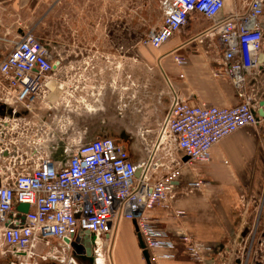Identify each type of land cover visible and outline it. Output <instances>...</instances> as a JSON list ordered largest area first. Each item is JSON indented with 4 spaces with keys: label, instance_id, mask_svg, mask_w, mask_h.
<instances>
[{
    "label": "built area",
    "instance_id": "1",
    "mask_svg": "<svg viewBox=\"0 0 264 264\" xmlns=\"http://www.w3.org/2000/svg\"><path fill=\"white\" fill-rule=\"evenodd\" d=\"M155 1L164 5L163 20L143 44L160 48L185 27L191 14L200 15L208 22L203 36L216 40L221 56L220 70L214 77L231 81L240 104L191 106L169 85L168 111L154 137L142 139L146 157L137 164L127 150L108 137L60 143L61 159L57 144L48 148V155H40L36 149L22 151L23 144L28 147L26 142L40 144L52 136V126H30L24 120H5L0 115V258H12L10 264H28L39 247L53 251L54 242L67 250L77 238L81 244L86 233L92 248H110L123 219L136 221L151 263L157 258L172 259L176 243L147 213L166 207L172 199L181 166L209 163L214 146L257 124L253 113L256 105L246 96L245 85L249 75L260 84V73L264 72V0ZM1 43L5 48L0 58V105H21L29 111L41 97L47 100L51 92L47 83L62 61L53 60L45 43L30 30L11 40L0 37ZM174 61L178 66L187 63L178 57ZM78 78L84 81L82 76ZM172 143L186 162L172 154ZM152 166L162 171L155 180L150 177ZM202 184L189 183L186 189L201 188ZM19 204L29 206L22 214L23 222L16 209ZM179 240L196 257L199 248L192 239L183 234ZM160 250L166 252L158 253Z\"/></svg>",
    "mask_w": 264,
    "mask_h": 264
},
{
    "label": "crops",
    "instance_id": "2",
    "mask_svg": "<svg viewBox=\"0 0 264 264\" xmlns=\"http://www.w3.org/2000/svg\"><path fill=\"white\" fill-rule=\"evenodd\" d=\"M153 1L160 26L164 5ZM118 12L119 6L111 0H0V33L1 38L11 40L26 30L37 35L44 28L45 39L35 37L45 43L53 60L62 61L47 83L52 82V93L47 96L50 103L59 97L55 83L75 72L84 79L80 83L85 95L97 87L102 94L113 92L114 99L125 97L128 119L121 125L126 138L140 140L135 153L127 150L137 164L146 157L142 139L154 137L168 111L169 85L191 106L234 107L241 99L228 78L214 77L220 70L221 56L216 40L203 36L208 22L200 15L191 14L185 27L154 49L143 44L148 33L134 35L127 11L120 17ZM3 48L1 43L0 58ZM176 57L184 59L186 65L178 66ZM20 108L1 104V118L21 119ZM87 130L84 134L101 136V130ZM170 150L184 162L186 158L173 143ZM161 172L152 166L151 179ZM196 181H202L201 188L186 189ZM174 191L166 207L147 213L176 243L174 257L157 258L151 264H264V119L214 146L209 163L181 166ZM118 228L119 244L114 250ZM183 234L198 246L196 257L180 242ZM114 242L109 264H146L132 222L120 221Z\"/></svg>",
    "mask_w": 264,
    "mask_h": 264
},
{
    "label": "rangeland",
    "instance_id": "3",
    "mask_svg": "<svg viewBox=\"0 0 264 264\" xmlns=\"http://www.w3.org/2000/svg\"><path fill=\"white\" fill-rule=\"evenodd\" d=\"M111 2L119 6V17L121 15L124 16L126 11L128 13V18L131 16L134 23L135 36H146L147 33H150L151 29H154V27L158 26L160 23V16L158 15V10L153 0H111ZM120 20L121 19L118 18V21ZM19 21H21V19H19ZM27 23L30 22L27 21ZM43 26L44 22L41 27ZM38 32L39 34H35V36L44 40V28L39 29ZM6 50H10L8 46L6 47ZM67 62L69 63L70 61ZM255 78L256 77H253L252 75H249L246 78L247 83L245 85V93L246 96L259 100L261 99V96H264V72L260 73V84H258L259 79L255 80ZM59 80L60 83H55L57 86L55 87V93L58 91L60 94L53 103H50L48 99L45 100L41 97L29 107V111L21 106L20 111L18 112V118L24 119L25 122L23 123L29 122L30 126L35 124L34 126L45 125L46 127L52 126L53 128L52 136L44 138L40 144H37L36 140L28 141L26 142L28 143V147L26 144H23L22 151L28 149L33 151L36 149L40 151V155H48V148L55 147L56 144H59L60 147V143L62 144L64 142H68L67 144H69L73 141L74 144H79L96 139L97 137L93 135L89 136L84 134L87 129L107 128L110 131H117L121 124L127 122L128 118L125 113L128 100H126L125 97H123V100L119 98L114 99L115 94L113 92L109 91L112 93L110 94L106 91L102 94V92H98L97 87L95 90L91 89L87 95H85L84 90L82 89L83 85L80 83L81 79L78 78L76 72L75 75L72 76H61ZM110 89H112V87ZM50 93H52V91ZM134 101L136 103L137 99ZM107 136L122 145L126 150L133 153L136 152V149H138L140 145V140L138 139L132 140L125 137L124 140H119L112 134L110 135V133ZM52 155L55 157V154ZM120 231L121 230L118 228L116 240L114 242V250L116 245L119 244ZM53 244H56V242ZM111 248L113 249V245H111L110 248L108 246L97 250L94 248V264L111 263L110 261L113 260V258H111V255L113 254ZM7 259L12 263L14 262L10 257H7ZM61 260H65V262L59 263L58 261ZM27 263L76 264L77 262L69 255L67 250H64L63 248H59L53 252L48 248L39 247L34 257L27 261Z\"/></svg>",
    "mask_w": 264,
    "mask_h": 264
},
{
    "label": "flooded vegetation",
    "instance_id": "4",
    "mask_svg": "<svg viewBox=\"0 0 264 264\" xmlns=\"http://www.w3.org/2000/svg\"><path fill=\"white\" fill-rule=\"evenodd\" d=\"M121 118V117H120ZM93 129H96V128H92V129H89V131L91 132ZM97 130H101V136H96L97 138L99 137H108L106 134H109L110 135L112 134L113 136H115L117 139L119 140H124L125 139V133L123 132V129H122V125H120L118 127V130L115 131H110L108 130L107 128H99ZM88 131V130H87ZM89 132V133H90ZM92 136V134L90 135ZM59 145V144H57ZM59 149H62V145H60ZM53 252H55V250L61 248L59 247V244L56 243V244H53ZM78 247L76 248H73L71 245L70 247L67 249V252L69 253V255L77 262L76 264H94V256H95V252H94V249L92 248L91 244L89 241L87 240H83L81 242L80 245H77ZM51 259H55L53 257H49ZM59 263L60 262H65L64 261H58ZM0 264H10V260H8L7 258H1L0 259ZM74 264V263H72Z\"/></svg>",
    "mask_w": 264,
    "mask_h": 264
},
{
    "label": "water",
    "instance_id": "5",
    "mask_svg": "<svg viewBox=\"0 0 264 264\" xmlns=\"http://www.w3.org/2000/svg\"><path fill=\"white\" fill-rule=\"evenodd\" d=\"M260 58H262V56ZM263 86H264V84H263ZM252 103H254L256 105V112L255 111L253 112L257 116L256 120L258 121L259 119H264V96H261V99H259V100L254 99ZM57 155L60 157V159L62 158V155H63L62 149H59ZM186 161H187V159L184 160V162H186ZM141 162H143V161H141ZM139 172H140V167L137 168L136 175H138ZM16 209L20 213V217H19L20 220L23 222L24 217L22 214H26L28 212L29 206L27 204H19L16 206ZM132 226L134 228L136 240L138 243V248L141 251L142 257H143L146 264H151L149 252L145 247V244L143 242V239H142L140 233L138 232V228H137V224H136L135 220H132ZM79 240L80 239L77 238L76 242L71 243V246L73 248L78 247L77 245H80ZM83 240H87L89 242L91 241L89 238V235L87 233L84 235ZM68 242H69L68 240H65V243H68Z\"/></svg>",
    "mask_w": 264,
    "mask_h": 264
},
{
    "label": "bare ground",
    "instance_id": "6",
    "mask_svg": "<svg viewBox=\"0 0 264 264\" xmlns=\"http://www.w3.org/2000/svg\"><path fill=\"white\" fill-rule=\"evenodd\" d=\"M50 85H52V82H50V83L48 84V88H49ZM59 94H60V92H59ZM111 245H112V244H111ZM110 247H111V246H110ZM93 249H94V248H93Z\"/></svg>",
    "mask_w": 264,
    "mask_h": 264
},
{
    "label": "trees",
    "instance_id": "7",
    "mask_svg": "<svg viewBox=\"0 0 264 264\" xmlns=\"http://www.w3.org/2000/svg\"><path fill=\"white\" fill-rule=\"evenodd\" d=\"M114 141V140H113ZM115 142V141H114ZM116 144L120 145L119 143L115 142ZM122 146V145H121ZM123 147V146H122ZM125 149V148H124ZM126 150V149H125Z\"/></svg>",
    "mask_w": 264,
    "mask_h": 264
}]
</instances>
